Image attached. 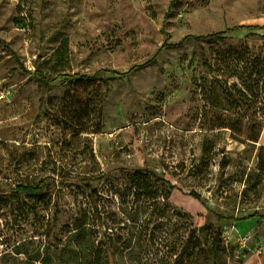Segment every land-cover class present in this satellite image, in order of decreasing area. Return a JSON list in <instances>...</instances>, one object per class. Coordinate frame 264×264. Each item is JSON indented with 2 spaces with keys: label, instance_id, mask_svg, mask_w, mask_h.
I'll return each mask as SVG.
<instances>
[{
  "label": "rangeland",
  "instance_id": "rangeland-1",
  "mask_svg": "<svg viewBox=\"0 0 264 264\" xmlns=\"http://www.w3.org/2000/svg\"><path fill=\"white\" fill-rule=\"evenodd\" d=\"M45 176L113 213L94 246L264 264V0H0V194ZM51 218L0 200V264H42Z\"/></svg>",
  "mask_w": 264,
  "mask_h": 264
},
{
  "label": "trees",
  "instance_id": "trees-1",
  "mask_svg": "<svg viewBox=\"0 0 264 264\" xmlns=\"http://www.w3.org/2000/svg\"><path fill=\"white\" fill-rule=\"evenodd\" d=\"M243 27H235L225 32L210 34L208 36H185L178 44L173 47H178L189 40L206 41L209 39H223L224 35L228 32L239 30ZM153 57L150 61L145 63L144 66H149L154 63ZM100 72H97L92 77L83 76L80 80L91 82L98 77ZM40 82H46L43 76L39 78ZM142 174V173H140ZM51 180L49 176L39 179L37 182L20 183L15 188L7 193L0 194V200H16L20 197L28 199L39 200L46 205L52 206V218L49 219V226L44 232V238L47 246L41 254L37 250L33 254V258L39 260L42 264H109V257L112 256L116 260L115 264H143L145 258L146 246L136 245L138 242L133 243L132 240L128 241L129 246H94L97 229L106 227L104 223L106 219L110 218L112 212L105 210L101 202L96 198V192L90 191L86 202H61L56 197L52 200L51 194ZM60 191H57L58 194ZM30 207L37 227H40L39 217L36 213L34 204ZM66 206L67 213L70 218L63 226H58V216L65 213L63 208ZM111 220V219H109ZM133 223V221H130ZM114 223V220L112 221ZM111 226V225H109ZM109 226L107 229H109ZM131 228V226H129ZM133 228V227H132ZM142 228L139 229V231ZM107 233V232H106ZM109 235L106 234V237ZM112 239L107 238L109 243ZM192 234L183 248L184 253L189 246H191ZM99 243V242H98ZM104 242H101L103 244ZM100 244V245H101Z\"/></svg>",
  "mask_w": 264,
  "mask_h": 264
},
{
  "label": "built area",
  "instance_id": "built-area-1",
  "mask_svg": "<svg viewBox=\"0 0 264 264\" xmlns=\"http://www.w3.org/2000/svg\"><path fill=\"white\" fill-rule=\"evenodd\" d=\"M250 239H251V235H250L249 233H247V234L242 238V242L245 244V243H247Z\"/></svg>",
  "mask_w": 264,
  "mask_h": 264
}]
</instances>
